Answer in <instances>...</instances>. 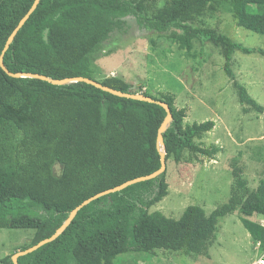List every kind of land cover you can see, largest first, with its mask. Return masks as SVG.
<instances>
[{"label": "trees", "instance_id": "16d2710c", "mask_svg": "<svg viewBox=\"0 0 264 264\" xmlns=\"http://www.w3.org/2000/svg\"><path fill=\"white\" fill-rule=\"evenodd\" d=\"M35 1L0 0V58ZM155 1L41 0L3 55L9 73L23 76H10L0 65V229L35 231L21 251L54 236L86 200L160 170L163 153L168 165L172 159L181 163L186 153L190 159L199 155L214 159L221 152L218 146L207 148L196 142L214 129L215 122L185 124L187 109L178 108L170 93L157 98L133 91L120 77L98 79L100 71L92 59L79 70L43 68L39 53L45 42L29 38L30 28L39 21L51 22L66 14L72 21L89 26L94 20L113 30L133 17L141 32L164 35L189 57L195 40L210 42L221 50L225 73L243 112L264 114V106L249 95L232 70L236 52L264 57V50L245 47L202 19L227 3L238 27L264 36V0H171L150 13L149 5ZM149 43L155 41L149 39ZM52 65L56 66L54 61ZM34 75L54 81L90 78L123 93L165 102L172 120L162 134L164 144L158 147V136L167 112L159 104L118 97L86 82L53 84ZM56 164L63 168L60 176L54 173ZM233 165L238 177L243 170ZM168 190L166 170L155 179L102 196L80 209L55 240L18 262L115 264L121 255L156 249L207 257L217 240L220 218L234 212L264 216V182L247 194L233 190L228 203L209 216L202 207L189 206L179 220L150 211L167 197ZM241 220L255 240L264 241V228ZM14 254L0 263L14 264Z\"/></svg>", "mask_w": 264, "mask_h": 264}, {"label": "rangeland", "instance_id": "374dc122", "mask_svg": "<svg viewBox=\"0 0 264 264\" xmlns=\"http://www.w3.org/2000/svg\"><path fill=\"white\" fill-rule=\"evenodd\" d=\"M170 1L156 0L149 5V12ZM65 15L51 22L41 20L29 30L30 39L45 42L39 53L43 68L79 70L92 59L102 74L100 78L118 76L133 91L148 92L157 98L174 95L176 106L187 109L185 124L206 121L216 124L196 142L207 148L218 146L221 152L214 159L202 155L190 159L186 153L181 163L170 160L168 195L151 212L159 211L179 220L189 206H199L209 216L228 203L233 190L238 188L241 194H247L264 182V114L243 112L232 81L225 73V59L219 48L195 40L193 56L189 57L164 35L141 32L133 17L125 18L122 28L111 30L94 20L87 26ZM202 19L235 42L264 50V36L238 27L229 4L221 5L216 12L209 11ZM149 39L155 44L151 45ZM232 70L249 95L264 106V57L236 52ZM233 164L243 170L238 177ZM53 170L60 176L63 168L56 164ZM241 218L261 227L264 220L262 215L243 212L220 218L217 240L207 257L184 250L156 249L121 255L115 264H254L264 253V241L255 240ZM34 234V230L0 229V261L27 247Z\"/></svg>", "mask_w": 264, "mask_h": 264}, {"label": "water", "instance_id": "95a60500", "mask_svg": "<svg viewBox=\"0 0 264 264\" xmlns=\"http://www.w3.org/2000/svg\"><path fill=\"white\" fill-rule=\"evenodd\" d=\"M41 0H36L35 3L33 4L32 8L30 9V11L27 13V15L21 20V22L19 23V25L17 26V28L13 31V33L11 34V36L9 37L7 43H6V46H5V49L3 51V54L0 58V65L2 67V69L8 73L10 76H13V77H21L23 76V74H12V73H9V71L6 69L4 63H3V55L6 53V51L9 49L10 45L12 44V42L14 41L16 35L18 34L19 30L25 25V23L29 20V18L31 17V15L33 14V12L36 10L39 2ZM26 76H32V75H26ZM34 77L36 78H41L43 80H47L53 84H66V83H70V82H73V81H77V82H86L88 84H91L97 88H100L104 91H107L115 96H118V97H122V98H128V99H133V100H141V101H145V102H149V103H157L159 104L160 106H162L166 112H167V117L160 129V132H159V136H158V147H160L161 145L164 144V139H163V132L166 130L167 126L169 125V123L171 122L172 120V113H171V109L170 107L165 103V102H162V101H157L149 96H146V95H143V94H131V93H123V92H120V91H117V90H114V89H111L109 87H106L104 86L103 84H101L100 82L96 81V80H93V79H90V78H84V77H76V78H67V79H64V80H61V81H54V80H51L49 78H46V77H41V76H38V75H34ZM165 153L162 154L161 156V163H162V166L160 168V170L154 172L153 174H150L148 176H144V177H140V178H136V179H133L131 181H128L122 185H119L115 188H112V189H109L107 191H104L100 194H97L95 195L94 197L86 200L85 202H83L80 206H78L72 213H71V216L69 217V219L67 220V222L63 225V227L54 235L52 236L50 239H46L44 241H41L39 244H37L36 246H33L25 251H19L17 252L16 254L13 255L12 257V260H13V263L14 264H19L18 262V259L21 257V256H24L28 253H32L36 250H38L39 248H41L42 246L46 245L47 243H50L51 241L55 240L70 224L71 222L74 220V218L76 217L78 211L80 209H82L84 206L88 205L90 202L102 197V196H105V195H108V194H111V193H115V192H119V191H122L124 189H126L127 187L131 186V185H135L137 183H140V182H144V181H148V180H152V179H155L156 177H158L159 175H161L162 173H164L166 170H167V162H166V159H165Z\"/></svg>", "mask_w": 264, "mask_h": 264}, {"label": "built area", "instance_id": "2783aa9c", "mask_svg": "<svg viewBox=\"0 0 264 264\" xmlns=\"http://www.w3.org/2000/svg\"><path fill=\"white\" fill-rule=\"evenodd\" d=\"M262 227H264V220L262 222ZM255 264H264V253L258 258V260L255 262Z\"/></svg>", "mask_w": 264, "mask_h": 264}, {"label": "crops", "instance_id": "0c3cea01", "mask_svg": "<svg viewBox=\"0 0 264 264\" xmlns=\"http://www.w3.org/2000/svg\"><path fill=\"white\" fill-rule=\"evenodd\" d=\"M99 74H101V73H99ZM99 74H98V77H97L98 79L100 78V77H99ZM101 75H102V74H101ZM106 77H111V76H106ZM116 77H118V76H116ZM104 78H105V77H104ZM254 264H255V263H254Z\"/></svg>", "mask_w": 264, "mask_h": 264}]
</instances>
